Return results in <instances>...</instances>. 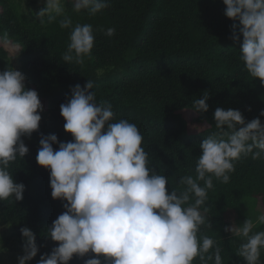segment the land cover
I'll return each instance as SVG.
<instances>
[{"label":"trees","instance_id":"16d2710c","mask_svg":"<svg viewBox=\"0 0 264 264\" xmlns=\"http://www.w3.org/2000/svg\"><path fill=\"white\" fill-rule=\"evenodd\" d=\"M107 2L109 6L93 16L87 9L75 12L73 0H64V14L54 20L46 16L41 24L36 13L46 0H0V71L15 68L24 73L26 86L38 92L44 106L38 131L22 137L28 154L9 166L15 181L26 186L24 198L0 201V216L11 231L10 236H1L4 243L0 250L23 255L21 229L29 227L36 234L39 252L26 264H38L41 256L51 254L59 243L46 232L66 211V201L51 196L50 170L40 166L36 156L41 134H56L60 142L73 141L64 129L60 106L68 102L75 85L83 87L90 79L94 88L89 91L95 92V102L112 106L111 122L126 119L138 127L149 167L167 176L169 192L181 187V177H195L200 144L219 133L213 115L216 108L240 110L246 123L257 117L264 123L260 116L264 85L260 78L250 76L240 60L241 25L225 15L223 0ZM65 15L72 20L70 28L59 26ZM77 24L92 25L94 47L83 65H69L62 57ZM108 28L115 29L111 37L106 35ZM234 32L240 35L239 40L231 38ZM10 48L17 52L15 64ZM205 92L210 97L209 110L201 113L193 108V101ZM185 109L197 112L193 122L183 115ZM192 125L196 131L191 130ZM53 147L58 150L59 144ZM234 166L227 184L213 177L214 187L200 209L207 218L200 232L216 241L224 264H246L236 253L243 241L225 227L242 225L251 218L246 198L259 199L264 209V159L254 160L249 154ZM258 231H264V225L254 227L253 232ZM11 239L12 247L8 245ZM95 255L74 256L69 264H85ZM194 264L201 262L197 258ZM260 264H264V249Z\"/></svg>","mask_w":264,"mask_h":264},{"label":"clouds","instance_id":"9594fccd","mask_svg":"<svg viewBox=\"0 0 264 264\" xmlns=\"http://www.w3.org/2000/svg\"><path fill=\"white\" fill-rule=\"evenodd\" d=\"M63 3L46 0L36 13L40 23H45L46 16L54 20L63 15ZM223 3L225 15L241 25L240 60L250 76L260 78L264 85V0ZM108 6L107 0H73L75 12L87 9L93 16ZM59 26L72 27L71 18L65 15ZM114 34V28L107 29V36ZM231 38L239 40L240 35L234 32ZM69 39L62 59L69 65H83L94 47L92 25L77 24ZM25 80V74L15 68L0 71V201L23 200L26 186L15 181L9 166L28 154L22 137L38 131L42 119L39 94ZM93 88L90 79L83 87L75 85L68 102L60 106L64 129L73 141L60 142L56 134H41L36 160L50 170L51 196L66 201V211L46 232L58 246L42 255L38 264H69L74 256L83 258L89 253L96 255L85 264H194L197 258L201 264H224L216 241L200 232L207 223L200 209L214 187L213 177L227 184L235 161L249 154L254 160L264 159V123L259 117L246 123L240 110L216 108L213 115L219 133L200 144L195 177H181V187L169 192L167 176L149 167L138 127L126 119L111 122V104H97L95 92L89 91ZM209 98L205 92L193 101V108L207 112ZM54 143L59 144L58 150ZM257 225H264V213L255 221L248 218L242 225L225 227L243 241L236 253L246 264H260L264 231L253 232ZM21 233L24 254L18 264H26L37 256L40 246L29 227Z\"/></svg>","mask_w":264,"mask_h":264},{"label":"rangeland","instance_id":"374dc122","mask_svg":"<svg viewBox=\"0 0 264 264\" xmlns=\"http://www.w3.org/2000/svg\"><path fill=\"white\" fill-rule=\"evenodd\" d=\"M11 51V56L14 60V64L17 61V52L14 50V48H10ZM183 115H185L188 118H190V120H192L194 117H197V112L191 110V109H185L182 111ZM193 122V120H192ZM195 128L193 127V125L191 126V130L193 131ZM196 131V129L194 130ZM245 204L247 205V207L251 210V218L253 221L256 220L257 216L260 215L261 213H264V209L262 207L261 201L258 202L252 198H246L245 199ZM10 229L8 228V226L5 224V221L3 220V218L0 216V246L3 245V241L1 236L2 235H6V236H10ZM8 245L10 247L13 246V241L12 239L10 240V242H8ZM22 256V253L20 252H16V251H9V250H4L1 249L0 250V264H18V257Z\"/></svg>","mask_w":264,"mask_h":264}]
</instances>
